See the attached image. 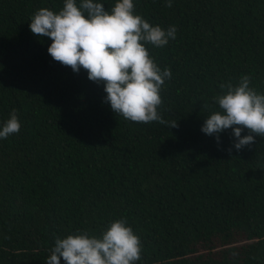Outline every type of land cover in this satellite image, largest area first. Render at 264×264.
I'll use <instances>...</instances> for the list:
<instances>
[{
	"label": "trees",
	"instance_id": "16d2710c",
	"mask_svg": "<svg viewBox=\"0 0 264 264\" xmlns=\"http://www.w3.org/2000/svg\"><path fill=\"white\" fill-rule=\"evenodd\" d=\"M134 3L177 28L146 45L172 72L158 111L175 127L115 114L102 82L51 57L29 23L63 0H0V123L14 109L21 122L0 139V264H46L57 237L120 218L140 237L136 264H264V137L229 151L231 128L219 142L201 131L221 83L249 75L264 93V0Z\"/></svg>",
	"mask_w": 264,
	"mask_h": 264
},
{
	"label": "clouds",
	"instance_id": "9594fccd",
	"mask_svg": "<svg viewBox=\"0 0 264 264\" xmlns=\"http://www.w3.org/2000/svg\"><path fill=\"white\" fill-rule=\"evenodd\" d=\"M171 7L173 0H165ZM134 0H116L109 10L102 0H63L59 11L41 8L30 20L33 34L51 39L48 53L74 72L87 70L88 79L102 82L115 114L133 122L158 121L175 127L177 121H165L158 111L165 80L172 77L149 55L147 44L163 47L176 38L175 25L167 29L152 25L134 11ZM249 75L238 84L221 83L220 94L213 97L219 110L207 115L201 131L220 140V133L231 128L236 150L250 145L255 137H264V93L250 86ZM21 122L14 109L0 123V139L19 132ZM248 134L241 135L245 130ZM142 243L126 218L109 222L98 235L88 231L57 237L46 264H136L141 259ZM235 255V253H233Z\"/></svg>",
	"mask_w": 264,
	"mask_h": 264
}]
</instances>
